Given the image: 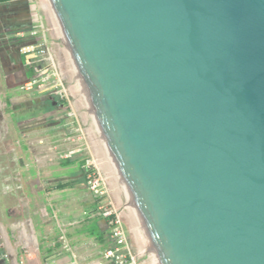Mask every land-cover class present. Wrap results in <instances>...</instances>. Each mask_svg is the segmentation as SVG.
I'll return each mask as SVG.
<instances>
[{
  "label": "water",
  "instance_id": "1",
  "mask_svg": "<svg viewBox=\"0 0 264 264\" xmlns=\"http://www.w3.org/2000/svg\"><path fill=\"white\" fill-rule=\"evenodd\" d=\"M152 264H264V0H45Z\"/></svg>",
  "mask_w": 264,
  "mask_h": 264
},
{
  "label": "crops",
  "instance_id": "2",
  "mask_svg": "<svg viewBox=\"0 0 264 264\" xmlns=\"http://www.w3.org/2000/svg\"><path fill=\"white\" fill-rule=\"evenodd\" d=\"M33 43H44L49 57L36 59L20 53L22 46ZM66 65L47 6L39 8L33 0H8L0 4V122L3 120L4 130L9 131L8 120L13 118L18 121L16 128L22 135L39 138L40 145L43 139L50 140L49 147L34 153L33 164L38 173L45 175L38 185L39 196L33 193L26 196L22 192L20 185L26 178L25 172L8 173L7 167L1 168L0 264H96L110 247L106 222L92 217L95 204L83 202L85 196H55L61 188H73L71 177L59 178L62 171L71 175L77 168L82 172L83 160L74 161L80 156L66 161L62 158L72 146L69 139L77 135L72 104L58 100L49 86L30 91L22 89L45 69L56 70L64 80L63 67ZM75 108L78 111L79 107ZM80 118L90 127L85 115ZM96 146L89 154L104 174L100 162L103 157ZM107 172L109 175V170ZM108 190L113 189H107V198L115 207L124 205L119 193L112 192L111 199ZM80 200L82 218L75 227V204ZM124 211L127 223L131 218L127 209ZM58 215L62 218L63 229L53 223ZM83 235H93L95 242L86 240ZM92 246L97 248L95 253L91 251Z\"/></svg>",
  "mask_w": 264,
  "mask_h": 264
},
{
  "label": "built area",
  "instance_id": "3",
  "mask_svg": "<svg viewBox=\"0 0 264 264\" xmlns=\"http://www.w3.org/2000/svg\"><path fill=\"white\" fill-rule=\"evenodd\" d=\"M20 53L25 57L36 59H45L49 57L48 48L44 43H33L22 46ZM49 86L53 95L64 103L69 102L70 91L64 86L62 76L54 69H45L40 71L36 78L26 82L22 89L30 91L34 88L45 89ZM76 123L77 135L69 139L72 145L62 158L70 160L79 155H85L83 170L86 172V186L90 194L96 199V210L101 218L106 222L108 229V239L111 247L102 254L101 261L96 264H152L148 254L142 248H134L128 242V233L122 223V212L107 199V189L105 179L102 177L101 169L93 156L89 154L90 150L95 147L96 140L90 127L83 122Z\"/></svg>",
  "mask_w": 264,
  "mask_h": 264
},
{
  "label": "rangeland",
  "instance_id": "4",
  "mask_svg": "<svg viewBox=\"0 0 264 264\" xmlns=\"http://www.w3.org/2000/svg\"><path fill=\"white\" fill-rule=\"evenodd\" d=\"M34 3L36 5H38L39 8H42L44 6H46L45 0H33ZM64 73L63 75L65 76L64 78V86L68 87L69 91H70V97H69V102L72 104V107L74 109L75 115H76V119L78 123H81V118L80 115H85L83 112V109L81 107L76 89L74 87L68 66H64L63 67ZM74 103V104H73ZM79 107L78 111H75V107ZM4 121L1 120L0 122V171L2 170L1 168L7 167V169H5V171H7L8 173L10 172H18V171H22L25 172V179H24V183L23 185H20V188L22 190L23 193L26 194V196H32L33 194H35L34 196H39L40 194V187L39 182L40 180L45 178V175H43L42 172H37L38 168L35 164H33V160H34V153L38 152L41 149H46L47 147H49V141L48 138L43 139V144H38V140H40L39 138H34L33 136H24L21 134V132L16 128L18 121H16L13 118H10V120H8V125L10 127L9 131H5L4 130ZM75 123V122H74ZM71 126H73L71 124ZM74 128H76V123L73 126ZM72 128V127H71ZM14 130V131H13ZM73 130V129H72ZM60 138V136L58 137ZM65 138V136L63 137ZM47 140V142H46ZM48 145V146H47ZM97 147V146H96ZM98 148V147H97ZM85 159V155H80V158H76L74 161H84ZM59 161V160H58ZM66 161V160H65ZM103 170H104V174H102V177L105 179V187L106 189H109V187H112V191L109 192V196L112 199L111 196L112 192L115 193H119L115 183L109 173L108 175V170H107V166L104 162V160L101 158L100 160ZM10 165H13V167H9ZM63 173H60L59 178L61 179L62 177L65 176H69L71 177L73 180V184H72V189H70L69 187H64L59 189L58 192H56L55 196H85L84 201H89L91 204H95V208H96V199L90 194V192L87 189L86 186V179L83 176V173L81 171H79V169H75L74 172L73 170L71 171V175L64 171H62ZM48 176V175H47ZM1 178V176H0ZM64 181V179H63ZM61 183V182H60ZM65 183V182H64ZM33 193V194H32ZM87 196V198H86ZM108 196V194H107ZM109 198V197H108ZM107 198V199H108ZM82 199V198H80ZM120 199L122 200L121 196ZM94 202V203H93ZM81 200L80 202H76L75 204V208L76 210L74 211V225L75 227H78V221L81 220V214H82V208L81 206ZM117 208V207H116ZM93 209V208H92ZM118 211L122 212L123 214H127L126 211H124L126 209V207L121 204V206H119ZM92 217H94L95 219L98 218L100 219L101 216L98 213V211L96 209H94V211L91 213ZM57 222H56V221ZM55 220L53 219V223L54 224H58L59 227L61 229H63V221L62 218L58 215ZM122 223L124 226V229L127 231L128 233V242L129 244L134 247V248H142V250L144 249L145 253L146 250L142 244V241L135 229V226L131 221H128L127 223H125V219L124 216L122 218ZM80 228V227H79ZM107 235H108V231H107ZM84 238H86V240H90L91 242H95V239L93 238L94 236L91 235L89 236H82ZM110 247H111V242H110ZM91 251L92 253H95L97 251L96 246H92L91 247Z\"/></svg>",
  "mask_w": 264,
  "mask_h": 264
},
{
  "label": "trees",
  "instance_id": "5",
  "mask_svg": "<svg viewBox=\"0 0 264 264\" xmlns=\"http://www.w3.org/2000/svg\"><path fill=\"white\" fill-rule=\"evenodd\" d=\"M8 0H0V4H2V3H6ZM80 156V155H79ZM83 165H84V161H83V163H82V166H81V168L83 167ZM82 173H83V176L84 177H86V172L83 170V168H82Z\"/></svg>",
  "mask_w": 264,
  "mask_h": 264
}]
</instances>
